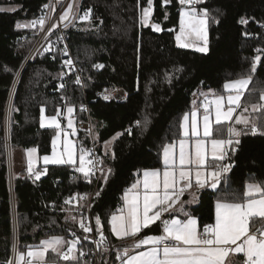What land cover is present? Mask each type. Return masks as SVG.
I'll return each instance as SVG.
<instances>
[{
  "label": "trees",
  "instance_id": "16d2710c",
  "mask_svg": "<svg viewBox=\"0 0 264 264\" xmlns=\"http://www.w3.org/2000/svg\"><path fill=\"white\" fill-rule=\"evenodd\" d=\"M45 4L49 7L44 8ZM200 5L207 9L209 17L207 53L178 47V0L167 6H162V0H154L153 15L147 25L141 23L146 0H139V5L138 0H83L81 11L92 9L91 22L76 21L66 36L83 70L84 85L75 83L73 75L64 74L55 48L40 49L21 71L9 123L12 152L36 147L40 156L49 154L55 131L40 128L41 107L46 116H52L58 108L62 115L66 106H72L73 115L80 120L86 119V115L78 106L87 102L104 170L112 169L106 184L101 179L97 191H103L95 196L91 211L95 218L100 217L103 234L112 242H123L112 234L110 219L120 207L124 192L143 170L162 167L163 146L180 138L182 117L191 109L196 95L207 89L223 92L227 80L249 74L258 54L261 63L251 74L253 80L244 103H257L264 92V0H204ZM2 7L6 9L0 11V264H6L11 256L15 225L18 253L39 245L43 238H67L61 225L71 214L83 217L84 203L72 202L56 213L47 207L61 194L92 192L94 182L82 173H72V166L48 165L38 166L39 171L47 168L40 180L27 171H15L11 184L6 110L14 81L41 27L36 24L17 28L16 24L42 16L47 20L50 0H0ZM241 18L247 23H241ZM151 23H159L162 31H154ZM256 49L262 51L257 53ZM97 64L104 67H94ZM115 87L126 90L124 101L111 98ZM241 111L238 109L237 114ZM117 133L123 135L115 140L113 151L103 152L102 144ZM77 138L79 146L88 149V138L82 133ZM240 140L238 152L228 161L233 167L225 186L230 185L231 191L242 194L247 183L264 182V136L248 134ZM217 195L215 190L204 189L198 204L191 209L201 226L212 224ZM160 233L157 222L141 235ZM53 256L49 252L47 259ZM116 261V253L109 251L101 255L100 264ZM79 264L87 263L79 258ZM231 264H243V256L235 255Z\"/></svg>",
  "mask_w": 264,
  "mask_h": 264
},
{
  "label": "snow or ice",
  "instance_id": "6c2138e0",
  "mask_svg": "<svg viewBox=\"0 0 264 264\" xmlns=\"http://www.w3.org/2000/svg\"><path fill=\"white\" fill-rule=\"evenodd\" d=\"M171 2L172 0H162V6ZM203 2L204 0H178L181 7L176 42L181 48H189L193 46L190 38L195 37L203 42V46L196 47V51L207 53L208 11L198 10L196 7ZM146 3L147 6L141 9V23L144 25L149 23L154 10V0H146ZM43 7L48 8L49 5L45 4ZM78 11V0H73L60 15L61 22L69 21L70 17L76 19L75 13ZM78 19L91 22L92 9H87ZM45 22V17L42 16L27 24L18 22L16 27H35L39 24L43 28ZM240 22L247 23L243 18ZM151 27L156 32L162 31L159 23H153ZM45 51L51 49L46 48ZM256 51L260 53L262 50ZM63 52L68 55L66 45ZM260 63L261 55L258 54L253 58L248 75L226 82L223 89L227 95L210 90L212 98L209 99V94L201 93L204 99L200 105H196L194 101V109L190 115L186 113L182 118L181 138L163 146L162 169L144 170L141 179L125 192L124 206L118 210V214L111 215V232L120 240L133 239L136 249L146 250L131 255L125 248L122 255H117L122 264H231V257L239 254L243 256V264H264V182L247 183L242 194L231 191L230 185L225 186L228 173L233 167V163L228 161L230 156L238 152L240 137L248 134L264 136V92L260 93L257 103H244L245 93L253 80L251 74L257 71ZM64 64L72 66L73 62L68 59ZM94 67L103 68L104 65L97 64ZM75 83H81L79 77ZM60 87L63 88L64 85L61 84ZM105 99L108 97L105 96ZM200 107L203 108L202 113H199ZM238 109H242L239 114ZM82 110L85 109L82 107ZM66 111L67 129H71V134L75 135L76 129L71 119L74 108L66 106ZM60 115L58 108L56 115L46 116L45 108L41 107L40 128L55 131L52 154L43 157L44 164L74 166L75 171L82 173L89 182L90 177L99 171L106 184L112 169L105 172L103 168H99L98 165L103 164V160L94 158L91 149L82 145L79 147L77 166V146L68 139L69 132L61 126L58 119ZM126 131L131 134V129ZM61 134L64 137V147L59 152L57 142ZM121 135L123 133L116 134L117 137ZM108 143L105 142V145ZM27 152V171L35 180H40L42 175H46L47 168L43 171L35 170L33 156L37 149H29ZM206 188L215 190L218 194L215 202V222L201 229L198 220L185 211V204L194 202L196 192ZM102 191L103 188L95 196L99 197ZM221 192L224 194L220 195ZM186 193L191 195V200H183ZM72 199L77 197H72L65 203H71ZM176 212H182L184 219L177 218ZM166 215L169 218H165ZM86 219L71 217L72 222L78 223L84 233H91L93 227L85 222ZM157 222L161 227V234L141 237L144 230L150 229ZM257 222L261 227L255 228ZM102 228L101 219L97 216L95 230L101 236L98 243H104L107 239ZM138 237L140 238L137 239ZM83 239L87 240L88 236ZM66 243L63 237H51L35 247L28 246L26 253H17L16 260L6 261V264H48L46 256L49 251L66 264H79V258L85 255L83 251H79V256L76 254L79 240L68 243L67 250L64 251Z\"/></svg>",
  "mask_w": 264,
  "mask_h": 264
},
{
  "label": "built area",
  "instance_id": "2783aa9c",
  "mask_svg": "<svg viewBox=\"0 0 264 264\" xmlns=\"http://www.w3.org/2000/svg\"><path fill=\"white\" fill-rule=\"evenodd\" d=\"M70 3H73V0H50V12L49 16L46 20V25L39 33V36L28 53L24 64L19 72V75L21 74V71L25 67V65L32 60V58L36 55V53L47 43L49 42L50 49H57L59 52V56L61 59V67L64 70V74L66 75H73L75 79L77 77L81 80V85H84L85 77L82 68L79 66L77 60L75 59L71 47L69 45L66 31L76 22L78 21V17L82 16L84 13L81 11L83 0H78L79 3V11L75 13L77 16L76 19L69 18V21L61 22L60 15L62 14V11L64 7ZM54 9V10H53ZM75 11V10H74ZM65 24H67V27H65ZM53 25H58L57 27H52ZM65 45L67 46V52L68 55H64V48ZM71 59L73 64L72 66H66L64 64L65 60ZM18 78L16 77V80L14 81L10 98L7 105L6 110V117L5 120L8 121V127L6 128V146H7V159H8V169H9V176H10V182L13 183V157L10 149V141L7 138L8 137V129H9V118L11 116V107H12V101L13 96L15 93V88L18 83ZM111 98L117 102L124 101L127 98V92L122 87H115L111 93ZM203 101V100H202ZM200 105V104H199ZM83 109L85 110H82ZM78 110L84 112L86 115V119H76L74 122V127L76 129V132L82 133L85 135L89 140L88 149L92 150L93 157L98 158L100 160H103L102 153L100 151V144L97 140L96 134L94 132V128L91 122L90 118V110L89 105L87 102H84L78 106ZM199 110L203 111V108L200 107ZM59 119L61 121V126L67 129V121L65 119V115L62 114L59 116ZM1 128V125H0ZM68 132H72V130L67 129ZM90 157V158H93ZM99 168H103V164L98 165ZM72 173H78L75 171V167H71ZM90 179L94 182V189L92 192H79L75 193L73 196H69L67 194H61L59 199L53 201L49 204L47 207L48 211L50 212H58L61 210V206L69 205L70 203H65L66 200L71 199L72 197H77V199H72L71 203H77L78 201H81L85 205L86 214L83 217H86L87 219L85 222L93 227V231L91 233H84L82 229L79 228L78 223H73L71 220V217L74 215H69L68 218L62 223V229L65 233V235H71L70 238H66L68 240V243H70L73 240H79V243L77 244V255L79 256V251H83L85 253L84 256L80 257L81 260L85 261L87 264H100L101 261V255L103 253L114 251L116 253V259L117 255L123 253V250L125 248V244L123 242L117 243L112 242L110 239H106L104 243H98L101 240V236L98 232L95 230V217L92 215V204L93 200L95 198V193L97 192V188L100 185V181L102 179L101 173L99 171L96 172L95 176L90 177ZM86 197V199H79V197ZM90 205V206H89ZM79 219V218H78ZM208 225V224H206ZM205 226V225H204ZM202 226L201 229L204 227ZM261 227V224L258 222L255 225V228ZM253 228L252 230H255ZM74 233V235H73ZM88 236L87 240H84L83 237ZM105 237V236H104ZM68 246V245H67ZM67 246L64 247V251L67 250ZM107 249V250H106ZM18 253V234H17V227L15 225L14 227V239L12 244V250H11V256L9 260L15 261ZM126 258V257H125ZM48 264H63L64 261L59 260L58 256L54 254L52 259H47ZM114 264H122V260H118Z\"/></svg>",
  "mask_w": 264,
  "mask_h": 264
},
{
  "label": "crops",
  "instance_id": "0c3cea01",
  "mask_svg": "<svg viewBox=\"0 0 264 264\" xmlns=\"http://www.w3.org/2000/svg\"><path fill=\"white\" fill-rule=\"evenodd\" d=\"M212 91V92H215V93H219V94H224V95H227L224 91L223 92H217L216 90H214V89H207V90H204V91H202V92H200L198 95H196L195 97H194V100H193V102L195 101L196 102V105H199V103L204 99V96L203 95H201V93H205V94H209V91ZM212 97H211V95L209 94V99H211ZM192 102V107H191V109L188 111V112H186L187 114H189L190 115V113H191V111L194 109V103ZM238 111V110H237ZM203 111H201V110H199V113H202ZM185 113V114H186ZM184 114V115H185ZM64 115H65V119H66V121H67V119H68V117H67V111H65V113H64ZM72 116V118H73V122H75V120H76V117L72 114L71 115ZM50 117V116H49ZM183 118V117H182ZM58 119H59V116H58ZM60 120V119H59ZM181 123H182V120H181ZM180 123V124H181ZM237 127H239V126H237ZM182 131V130H181ZM180 138H181V136H180ZM68 139H70V140H72L75 144H76V146H77V166H78V144H77V142L72 138V137H70V136H68ZM63 140H64V137H63V134H61V137H60V140L57 142V151H59V152H62L63 151V147H64V145H63ZM176 141H178V139L176 140ZM170 143H172V142H170ZM102 150H103V144H102ZM17 152V151H16ZM103 152H104V150H103ZM20 153V154H19ZM19 153H16V156H18V158H17V164H16V166H15V171L16 172H21V171H27V167L25 166V164H24V162L21 160L22 159V153H23V151H21V150H19ZM52 154V151L49 153V154H46V155H51ZM45 155H42L41 156V162H40V165L39 166H44V167H46V166H48V165H45L44 164V162H43V157H44ZM21 158V159H20ZM162 167H163V164H162ZM162 167H160V168H155V169H162ZM154 169V168H153ZM44 169H42L41 171H43ZM146 170H151V169H146ZM144 171V170H143ZM143 171L139 174V176H138V178L130 185V187L129 188H131V186L133 185V184H135L136 182H137V180L138 179H141V177H142V173H143ZM28 172V171H27ZM29 174V173H28ZM128 188V189H129ZM127 189V190H128ZM210 189V188H209ZM126 190V191H127ZM125 191V192H126ZM193 191H195V190H193ZM201 191H203V190H200V191H198V192H196V199H195V201L194 202H192V203H186L185 204V211H187L193 218H196L197 220H198V224H199V226H200V228L202 227L201 226V224H200V221H199V219H198V217L197 216H195L194 214H192V212H191V209L192 208H194L197 204H198V202H199V195H200V192ZM125 192H124V194H125ZM124 194H123V196H124ZM123 196H122V202H121V205H120V207L118 208V210L119 209H121L123 206H124V201H123ZM192 199V197H191V195L189 194V193H186L185 195H184V197H183V200L184 201H189V200H191ZM216 202V201H215ZM118 210L114 213V214H118ZM175 216L177 217V218H180V219H184V215H183V213L182 212H176L175 213ZM165 218H169L167 215L165 216ZM214 222H215V206H214V220H213V222H212V224H214ZM258 223V222H257ZM256 223V224H257ZM110 227H111V224H110ZM161 234V233H160ZM114 235V234H113ZM152 235H155V234H152ZM156 235H159V234H156ZM115 236V235H114ZM143 236H146V235H141V237H143ZM116 237V236H115ZM64 238L66 239V237L64 236ZM140 237H138L137 239H139ZM120 240V239H119ZM123 241V243L125 244V248H127L128 250H129V253L131 254V255H135V253L137 252V251H141V250H146V248H141V249H136L135 247H134V240L133 239H131V238H128V239H124V240H122ZM66 244H65V246H67L68 245V240L66 239ZM124 248V249H125ZM49 252H51V251H49ZM48 255V254H47ZM240 255H242V254H240ZM234 257L235 256H232L231 257V262L233 261V259H234ZM126 259V258H125Z\"/></svg>",
  "mask_w": 264,
  "mask_h": 264
},
{
  "label": "rangeland",
  "instance_id": "374dc122",
  "mask_svg": "<svg viewBox=\"0 0 264 264\" xmlns=\"http://www.w3.org/2000/svg\"><path fill=\"white\" fill-rule=\"evenodd\" d=\"M60 2H61V0H59ZM67 6L68 5H66L65 7H64V9H63V11H62V13L67 9ZM197 9L198 10H201V9H204V7H202L200 4H198L197 6ZM1 9H6L5 7H2ZM9 9H13L12 7H10ZM209 18V17H208ZM150 20V19H149ZM150 22V21H149ZM25 24H27V23H25ZM149 24V23H148ZM151 24H153V23H151ZM45 25H46V22H45V24H44V26H43V28L45 27ZM43 28H41L40 27V29H39V31H38V33H41V31L43 30ZM179 32V28H178V30H177V32H176V35H177V33ZM176 37V36H175ZM190 42L193 44V46L192 47H189V48H187V49H192V50H195L196 51V47H200V46H203V42L202 41H199V40H197L195 37H191L190 38ZM49 42H47L41 49H43V50H45L46 48H50L49 47V44H48ZM177 43V42H176ZM34 46V45H33ZM179 47V46H178ZM208 50H209V24H208ZM21 75V74H20ZM20 75H19V73H18V76H17V78L19 79V77H20ZM238 78H240V77H238ZM238 78H236V79H238ZM233 80H235V79H233ZM228 81H231V80H227L226 82H228ZM225 82V83H226ZM224 83V84H225ZM67 117H68V114H67ZM71 119L73 120V118H72V116H71ZM9 121H10V118H9ZM5 126H6V128L8 127V121H6L5 120ZM71 130V129H70ZM69 136L70 137H72L76 142H77V144H78V149H79V139L78 138H76V137H73V135L71 134V132H69ZM8 139H9V141H10V128L8 129V137H7ZM117 139V136L115 135V136H113L112 138H110V139H108V140H106L105 142H109L108 144H107V146L105 145V142L103 143V150H104V152L105 153H108V152H112L113 151V144H114V142H115V140ZM10 146H11V143H10ZM33 148H35V149H37L36 147H30V148H27V149H17L16 151H13L12 152V150H11V153H12V157H13V168H14V172H15V166H16V164H17V158H18V156H16V153H19V150H21V151H23V153L21 154L22 156V161L24 162V164H25V166L27 167L28 166V152H27V150H29V149H33ZM10 149H11V147H10ZM20 154V153H19ZM33 160H34V168H35V170H37V168H38V166L40 165V162H41V156L39 155V153H38V149H37V152L34 154V156H33ZM107 169L108 168H106V171H107ZM51 237H63L64 238V236L63 235H53V236H50V237H47V238H43V240L42 241H44V240H47V239H50ZM65 239V238H64ZM41 241V242H42ZM65 241H66V239H65ZM41 242H40V244H41ZM39 244V245H40ZM28 251V250H27ZM26 251V252H27ZM26 252H20V253H26ZM46 259H47V256H46Z\"/></svg>",
  "mask_w": 264,
  "mask_h": 264
},
{
  "label": "water",
  "instance_id": "95a60500",
  "mask_svg": "<svg viewBox=\"0 0 264 264\" xmlns=\"http://www.w3.org/2000/svg\"><path fill=\"white\" fill-rule=\"evenodd\" d=\"M79 136V132H76V134L75 135H73V137H78Z\"/></svg>",
  "mask_w": 264,
  "mask_h": 264
},
{
  "label": "bare ground",
  "instance_id": "6f19581e",
  "mask_svg": "<svg viewBox=\"0 0 264 264\" xmlns=\"http://www.w3.org/2000/svg\"><path fill=\"white\" fill-rule=\"evenodd\" d=\"M67 236V238H70L71 237V235H66Z\"/></svg>",
  "mask_w": 264,
  "mask_h": 264
}]
</instances>
